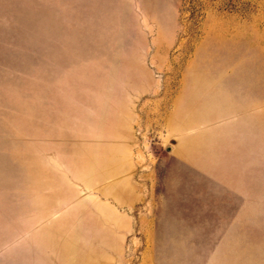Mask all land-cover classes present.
I'll list each match as a JSON object with an SVG mask.
<instances>
[{"label":"rangeland","instance_id":"rangeland-1","mask_svg":"<svg viewBox=\"0 0 264 264\" xmlns=\"http://www.w3.org/2000/svg\"><path fill=\"white\" fill-rule=\"evenodd\" d=\"M122 116L129 217L84 188ZM0 264H264V0H0Z\"/></svg>","mask_w":264,"mask_h":264},{"label":"crops","instance_id":"crops-1","mask_svg":"<svg viewBox=\"0 0 264 264\" xmlns=\"http://www.w3.org/2000/svg\"><path fill=\"white\" fill-rule=\"evenodd\" d=\"M119 121L112 136L95 144L88 137V185L84 184V188L88 190V209L96 206L93 201H100L98 204L104 209L126 215L145 200L147 185L148 194L151 193V185L141 182L142 163L134 121L130 116H122ZM93 163L97 164L95 169Z\"/></svg>","mask_w":264,"mask_h":264}]
</instances>
